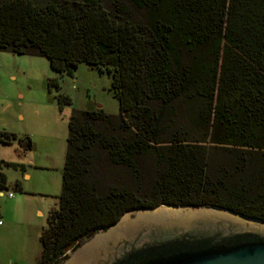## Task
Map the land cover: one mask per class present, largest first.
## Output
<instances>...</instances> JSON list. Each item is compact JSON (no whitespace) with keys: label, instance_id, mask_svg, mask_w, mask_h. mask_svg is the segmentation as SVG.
I'll list each match as a JSON object with an SVG mask.
<instances>
[{"label":"trees","instance_id":"obj_1","mask_svg":"<svg viewBox=\"0 0 264 264\" xmlns=\"http://www.w3.org/2000/svg\"><path fill=\"white\" fill-rule=\"evenodd\" d=\"M0 52L62 75L96 67L120 102L118 115L72 114L37 264L134 210L206 205L264 221V0H0ZM3 166L15 165L0 162L1 193Z\"/></svg>","mask_w":264,"mask_h":264},{"label":"rangeland","instance_id":"obj_2","mask_svg":"<svg viewBox=\"0 0 264 264\" xmlns=\"http://www.w3.org/2000/svg\"><path fill=\"white\" fill-rule=\"evenodd\" d=\"M58 94L70 104L61 105ZM99 109L120 113L106 72L82 63L62 75L47 58L0 52V131L14 136L0 143V162L16 167L3 166L8 189L0 194V264L39 262L40 237L62 193L70 118Z\"/></svg>","mask_w":264,"mask_h":264},{"label":"water","instance_id":"obj_3","mask_svg":"<svg viewBox=\"0 0 264 264\" xmlns=\"http://www.w3.org/2000/svg\"><path fill=\"white\" fill-rule=\"evenodd\" d=\"M57 264H264V221L206 205L134 210Z\"/></svg>","mask_w":264,"mask_h":264},{"label":"built area","instance_id":"obj_4","mask_svg":"<svg viewBox=\"0 0 264 264\" xmlns=\"http://www.w3.org/2000/svg\"><path fill=\"white\" fill-rule=\"evenodd\" d=\"M9 196L10 197H12L13 196V194L12 193H9ZM2 224V222L0 221V225Z\"/></svg>","mask_w":264,"mask_h":264},{"label":"crops","instance_id":"obj_5","mask_svg":"<svg viewBox=\"0 0 264 264\" xmlns=\"http://www.w3.org/2000/svg\"><path fill=\"white\" fill-rule=\"evenodd\" d=\"M3 193V192H2ZM1 192H0V194H2Z\"/></svg>","mask_w":264,"mask_h":264}]
</instances>
